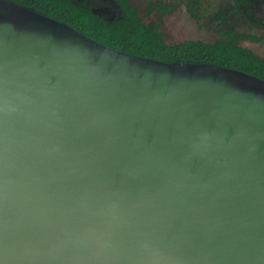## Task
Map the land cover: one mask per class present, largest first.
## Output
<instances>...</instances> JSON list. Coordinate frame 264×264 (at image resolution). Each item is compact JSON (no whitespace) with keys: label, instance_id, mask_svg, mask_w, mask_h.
<instances>
[{"label":"water","instance_id":"obj_1","mask_svg":"<svg viewBox=\"0 0 264 264\" xmlns=\"http://www.w3.org/2000/svg\"><path fill=\"white\" fill-rule=\"evenodd\" d=\"M0 113L59 133L95 131L82 138L106 144L99 150L110 152V161L90 175L107 181L113 164L121 192L130 187L129 199L143 203L126 210L129 216L137 209L121 247L96 243L94 234L84 241L100 258L92 264H264V80L114 51L0 0ZM78 140L59 138L69 143L43 160L29 157L31 171L19 174L4 165L10 152L40 148L0 146L6 150L0 166L27 204L49 207L40 179L72 175L65 168L41 176L36 170L69 159L80 177Z\"/></svg>","mask_w":264,"mask_h":264},{"label":"bare ground","instance_id":"obj_2","mask_svg":"<svg viewBox=\"0 0 264 264\" xmlns=\"http://www.w3.org/2000/svg\"><path fill=\"white\" fill-rule=\"evenodd\" d=\"M54 115L56 114L44 113L47 120H54L55 118L49 117ZM23 117L20 114L0 113V146L34 144L30 147H39L40 150L12 151L8 162L4 160V165L10 163L17 174L22 170L31 171L33 163L30 158L35 162L43 160L49 153H59L61 146L69 143L58 141L59 138L79 137L80 142H77L73 150L77 153L75 158L81 167V176H75L73 164L69 159L63 163L41 165V168L36 170L39 176L65 168L72 178L65 177L66 173L62 178H41L45 186L39 188V193L45 196L47 205L51 206H31L17 191L13 178L0 166V176L4 175L0 178V264L98 262L100 258L96 255V247L90 251V246H86L84 241L94 234L96 243L100 240L107 245H114V242L119 241L121 247L124 228L129 227L132 214L137 211L132 209L134 211L127 216L126 210L134 208L135 204L139 211L144 208L143 203L129 199L130 187H126L125 193L121 192L118 187L121 180L113 164L110 165L107 181H104L106 176L90 175L91 169L98 168L101 161H110V152L99 150L106 144L91 143L82 138L95 131L78 129V132L76 129L59 128V133L55 130L57 128L29 126ZM12 126L16 130H22L19 137L13 136L15 129L9 128ZM6 128L8 133L2 139V132ZM19 139H23L20 144ZM112 159H116L115 152ZM102 193L104 202L98 200ZM41 200L39 202H43Z\"/></svg>","mask_w":264,"mask_h":264},{"label":"flooded vegetation","instance_id":"obj_3","mask_svg":"<svg viewBox=\"0 0 264 264\" xmlns=\"http://www.w3.org/2000/svg\"><path fill=\"white\" fill-rule=\"evenodd\" d=\"M23 1L87 37L101 40L104 43L97 41L114 51L134 55V51L138 49L147 51L146 53L149 54L148 49H142L143 39L136 38L134 32L138 25L143 26L147 31H152L154 27V33L157 32L160 35L159 39L163 47L158 46V50L162 53L174 47L180 50L182 43L187 41L203 43L210 51V60H218L216 52L219 48L220 52H226L224 59H219L224 65L226 64V66L223 65L225 68L264 80V58L247 46L248 39L264 37V0ZM181 7H184L200 26L204 24L209 26L212 33L211 41L187 40L174 43L166 40L165 16L168 12ZM78 10L88 14L90 19L78 20L75 17L77 16L75 12ZM94 20L99 21L103 29L97 28ZM257 31L258 36H254Z\"/></svg>","mask_w":264,"mask_h":264},{"label":"trees","instance_id":"obj_4","mask_svg":"<svg viewBox=\"0 0 264 264\" xmlns=\"http://www.w3.org/2000/svg\"><path fill=\"white\" fill-rule=\"evenodd\" d=\"M5 1L15 3V4L19 5V6H22V7H25L27 9L31 10V11H34V12H36V13L44 16V17H47L49 19H52V17H49L46 13L41 12V11H39L38 9H36V8H34L32 6H29L23 0H5ZM75 13L77 15L75 17L78 20H81V19H86V20L87 19H90L88 14H86L84 12H81L80 10H78ZM127 13H129V12H127ZM52 20H54V18ZM55 21H57V20H55ZM94 21H96L94 23V25L97 28L100 27L101 29H103V26H102V24H100L99 21H97V20H94ZM57 22H59V21H57ZM62 24H64V23H62ZM113 28L118 29L117 27H113ZM153 28L154 27H152V31H147L141 25H138V27L135 28L136 31L134 33L136 35V38H141L144 41L143 44H142V46H143L142 49H148V52L150 51L149 52L150 55L146 53L147 51H144V50L140 51V50L136 49L134 51V56L136 55V56L141 57V58H146V59H151V60H157V61L166 62V63H174V62H177V63H199V64L201 63V64H208V65H212V64L213 65H216V64H218V66H220V67H222L224 65L223 62H221L219 59L220 58L224 59L223 56H224V54L226 52L225 51L220 52V50L218 48L217 49V52H216V57H218V60H216V61L210 60L209 59V53H210V51L208 50V47L206 45H204L203 43H196V42H192V41H187L185 43H182V46H181L180 50L177 47H174L172 49L164 50V52L162 53L161 50H158V46L163 47L161 45L162 44L161 43V40L159 39L160 38V35L157 32L155 34ZM109 29H112V28H109ZM116 31H118V30H116ZM82 35H84V34H82ZM84 36H86V35H84ZM87 38H89V37H87ZM89 39L92 40V41H94V42H96V43H98V44H100V42H102L99 39H97V40L100 41V42H98L97 40L92 39V38H89ZM102 43H104V42H102ZM102 43L100 45H102ZM103 46H104V44H103ZM105 47H106V45H105ZM111 50H113V49H111ZM118 52H120V51H118ZM165 54H167L168 56L166 57ZM209 63H211V64H209ZM224 66H226V64Z\"/></svg>","mask_w":264,"mask_h":264},{"label":"rangeland","instance_id":"obj_5","mask_svg":"<svg viewBox=\"0 0 264 264\" xmlns=\"http://www.w3.org/2000/svg\"><path fill=\"white\" fill-rule=\"evenodd\" d=\"M164 32L168 42L181 43L187 40L211 41L212 33L209 26L199 23L187 12L184 7L175 9L166 14L164 20ZM257 31L254 36H258ZM247 46L264 58V37L260 39H248Z\"/></svg>","mask_w":264,"mask_h":264}]
</instances>
